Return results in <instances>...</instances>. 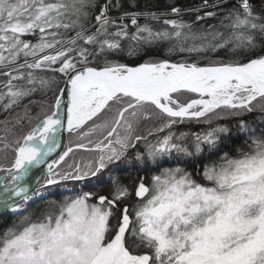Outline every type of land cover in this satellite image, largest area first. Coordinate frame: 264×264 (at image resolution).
<instances>
[{
    "label": "snow or ice",
    "instance_id": "snow-or-ice-1",
    "mask_svg": "<svg viewBox=\"0 0 264 264\" xmlns=\"http://www.w3.org/2000/svg\"><path fill=\"white\" fill-rule=\"evenodd\" d=\"M0 113V264H264V0H0Z\"/></svg>",
    "mask_w": 264,
    "mask_h": 264
},
{
    "label": "trees",
    "instance_id": "trees-1",
    "mask_svg": "<svg viewBox=\"0 0 264 264\" xmlns=\"http://www.w3.org/2000/svg\"><path fill=\"white\" fill-rule=\"evenodd\" d=\"M185 3H190V4H195V3H199V0H184ZM141 3H143V0H141ZM4 119V115L2 113H0V120ZM182 130H189L188 128H183ZM192 131H199L200 130V126H192L191 128ZM67 142H68V138H67ZM39 203V202H37ZM34 207V206H33ZM15 220V217L12 216L11 214L8 215L7 217V222H5L4 220H0V231H3L7 226H9L13 221Z\"/></svg>",
    "mask_w": 264,
    "mask_h": 264
},
{
    "label": "water",
    "instance_id": "water-1",
    "mask_svg": "<svg viewBox=\"0 0 264 264\" xmlns=\"http://www.w3.org/2000/svg\"><path fill=\"white\" fill-rule=\"evenodd\" d=\"M67 138H68V134L67 133H64L63 134V142L64 143H67Z\"/></svg>",
    "mask_w": 264,
    "mask_h": 264
}]
</instances>
